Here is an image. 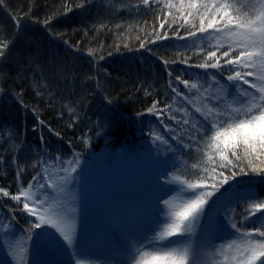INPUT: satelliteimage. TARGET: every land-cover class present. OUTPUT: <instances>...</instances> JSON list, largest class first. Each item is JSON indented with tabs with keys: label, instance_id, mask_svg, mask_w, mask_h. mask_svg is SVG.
<instances>
[{
	"label": "trees",
	"instance_id": "16d2710c",
	"mask_svg": "<svg viewBox=\"0 0 264 264\" xmlns=\"http://www.w3.org/2000/svg\"><path fill=\"white\" fill-rule=\"evenodd\" d=\"M263 15L264 0H0V213L21 264L50 249L22 190L101 149L165 155L209 198L199 233L237 198L243 264H264V84L249 58Z\"/></svg>",
	"mask_w": 264,
	"mask_h": 264
},
{
	"label": "rangeland",
	"instance_id": "374dc122",
	"mask_svg": "<svg viewBox=\"0 0 264 264\" xmlns=\"http://www.w3.org/2000/svg\"><path fill=\"white\" fill-rule=\"evenodd\" d=\"M257 24L256 48L249 56L254 60L251 85L260 84L263 91L264 15ZM243 96L252 101V96ZM165 159L154 151L118 155L101 149L77 167L70 160L62 168L49 164L45 175L37 176L21 193L29 207L42 211L48 225L50 249L40 251L30 264L250 262L252 253L239 245L243 237L233 230L232 211L238 199L215 204L211 222L199 233L195 223L207 209L209 198L186 186ZM85 176L99 189L109 223ZM16 231L0 213V264L22 263V243Z\"/></svg>",
	"mask_w": 264,
	"mask_h": 264
}]
</instances>
